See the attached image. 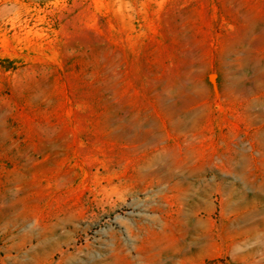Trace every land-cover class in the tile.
<instances>
[{"label":"rangeland","instance_id":"rangeland-1","mask_svg":"<svg viewBox=\"0 0 264 264\" xmlns=\"http://www.w3.org/2000/svg\"><path fill=\"white\" fill-rule=\"evenodd\" d=\"M0 264H264V0H0Z\"/></svg>","mask_w":264,"mask_h":264}]
</instances>
